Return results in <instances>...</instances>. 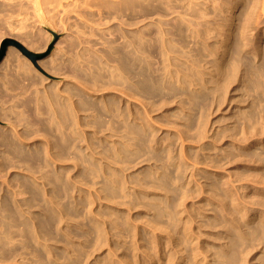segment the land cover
I'll return each mask as SVG.
<instances>
[{
  "label": "bare ground",
  "instance_id": "1",
  "mask_svg": "<svg viewBox=\"0 0 264 264\" xmlns=\"http://www.w3.org/2000/svg\"><path fill=\"white\" fill-rule=\"evenodd\" d=\"M2 1H5V0H2ZM6 1H8V5L7 4L1 5L0 4V12L3 13L4 15L8 14L7 15L8 20L11 18L12 13L14 14V19H15V17H18L17 19H18V22L20 23L21 30L24 28V31L19 33L21 42L23 45H26L27 48L32 49V51L33 50H35V51L44 50L47 42L49 40L53 39V37L56 35L57 31L54 30V29H56V26L54 25V23L56 24L55 17L58 15V18H59V16H60L58 13L59 9L64 12L63 15H65V13L70 14L72 12H74V14H76L75 12H77V11L79 12L80 10H83V12L84 11L86 12V10L93 12L91 9H95L97 11V14L99 15V20L103 22V23H100V25L106 24L104 22L105 20L112 19V21L116 20V21H114V22H116V26L107 31V35L109 37H112V38H110L111 40H107L106 38H104L105 29L103 27L99 28L98 39H100L99 40L100 41L99 43L101 45L100 50L94 49L93 45L90 43L89 40L81 39V38H83V34L85 31L79 30V31H77V35L75 36V42L71 41V43H70L69 51H64V53H65L64 54L62 52L63 49L62 48L60 49V47H59L57 50H55V51L53 50L54 52L52 53V55L47 60L39 63L41 68H44L46 71H48L49 73H52V74L54 73V74H60L61 75V74H64V72H67L68 76L73 80V82L70 81L68 83H64L63 85H61L55 81L54 82L48 81L47 78H44L39 74H36L35 71L31 68L32 66H30V64H29L30 62H28L25 59L18 60L19 66H17V67L19 70L15 71V73H13V74H10V76L7 78L6 81L5 80L3 81V79H4L3 76H0V81H2V83H0V105H1L0 114L4 119V122L8 125V132L4 131L3 129H2L3 131H0V150H1V154H0V176H1V178L8 171V178L6 179V177H4L6 180H3L2 183H0V263L8 260V263L10 261H12V263L16 262L15 264H17V263L18 264H73V262L71 261V257H73L71 255V252H73V250H74V249L72 250V247L74 248V243H73L74 238H78L79 240H81L80 239V237H81L82 238V244L85 246H88L87 245V244H89L88 235L91 234L89 231L90 230V227H89L90 220L88 218L86 219L87 215L82 216V214H84V213H82L83 210L81 211V207H85V209H87L89 207L88 206L86 208V204H89L88 203L89 199L88 198H86L85 200L81 199L80 201L76 200L75 194H77V192H79V190H78L79 188H77L76 183H78L80 181H84V183H83V185H84L85 182L89 179L88 177L90 175H92L93 172H95L94 170H100L101 169L100 163L102 161L96 162V160H97L95 158L96 156L93 157L95 155V153H97V150L100 149L101 152H103L105 154H110V156L112 157L111 158L112 160H113V158H117V160L119 159L121 161L127 162L129 159H136L139 152L142 151L143 147H149L151 144L156 145V144L160 143L158 137H156L153 133L152 125H150V123L154 124L155 122L152 121L153 123L152 122L149 123V120L147 118H149L150 116L147 117L149 114L146 113V111L148 112V110H146V108L142 110L143 113L140 112L141 110L137 109L136 103H135V102H138L137 100L141 99V100L147 101V103H149V102L153 103L155 101L167 100L168 98H171V97L174 99V97H176L177 95H183L184 99L181 100V105H186L185 114L183 116L181 115L182 117L178 116L177 119L183 121V126H184L183 129H185L184 130V136L187 135L189 132H192V134L191 135L189 134L190 136H188V137L199 139V140H201L200 139L201 136L202 135L204 136V133L206 132V128L208 125L209 106L212 103H216V99L213 100V102L212 101H210L209 103H208V101L206 102V100H207L206 94L202 92V87H204L208 81L210 82V80H212V78L215 77V75L217 76V81L215 84L216 89L215 90L213 89L211 91H213V92L218 91L219 92V94H218L219 98L218 99H219L220 103L224 102V97L226 94L225 88L231 79L235 80V75H236V71L238 68L240 70H244L246 72V75L249 76V79H251L250 76H254V79L251 80V87L254 89V91L258 95V97H257L258 101L264 100V97H263L264 92L260 93V91H259L260 87L263 88V86L260 84V82L264 84V54H262V51H260L258 49H253L252 51H249L248 49H246L247 50L246 51L244 49V47L241 45L240 39H243L242 34H241V36H239L237 34L235 35L238 40L235 39L234 43L232 44L233 52H232V56H230L229 59H225V60L221 59L219 62H217L216 65H214L213 70H211V69L209 71L203 70V71L197 72L195 74L193 72L192 68H190L188 65L183 63L184 60H183V62L181 61L182 59H180V57L182 58L183 56L180 55L179 52H177V49H175L174 46L169 47V49H168L166 40H165V38H163V35L166 34L165 30H163V28H161V27L156 28L155 31L157 33V36L152 37L151 34L154 31L153 30L154 28H152L150 26H146L144 29L138 27V23H139L138 17L139 16H148L149 14H153L155 12H160L161 9L166 8L165 6H162L161 4L153 5L154 2L151 3L150 0H16V2H13V3H10V0H6ZM185 2H186V0H185ZM260 2H263V0ZM1 3H3V2H1ZM215 3H216V1H215ZM257 4H258L257 0H252L251 7H255ZM263 4H264V2H263ZM186 5L187 6L182 7V8H184V11L185 10L187 11L185 13L186 15L189 14V15H191L193 17H197V18L202 17L203 12H204L202 9L195 8L194 6H192L190 8L189 4H186ZM260 5H261L260 7L263 8L262 3ZM71 6H72V8L69 10L68 8H70ZM261 8H260V10L262 11ZM188 10H189V12H188ZM260 10H258L259 11L258 14L260 13ZM263 11H264V8H263ZM263 11H262V15L260 14L261 16H263V14H264ZM9 13H11V14H9ZM87 13H89V12H87ZM77 14L79 17H81V14H84V13L81 12L80 15H79V13H77ZM97 14H96V17H98ZM258 14H256V15H258ZM63 15L61 16L62 18H64V17L69 18V16L63 17ZM88 15L92 16V13L91 14L89 13ZM251 15H252V12L245 14V17L243 18L242 27L248 23V21L251 18ZM0 16H2V14H0ZM79 17H77V18H79ZM82 17L84 18V15H82ZM86 17L83 20H85ZM93 17H94V15H93ZM96 17H94V18H96ZM179 17H180V15H179ZM4 18H2V20ZM68 18H66V19L68 20ZM167 18H168V16H167ZM32 19H34L40 26H42L44 28V30H46L45 32L48 33L47 34L48 37L46 40H43V38L45 37L46 34L44 35V37H42V35L39 34L38 29L35 28L36 29L35 32H30L32 26L30 27V31L26 30L27 26L23 22L26 23L28 20H32ZM61 19H58V20H60V22H61ZM188 19L191 20L192 18L191 19L188 18ZM263 19H264V17H263ZM4 20H6V19H4ZM8 20H7V22H8ZM256 20L257 19L254 20L255 26L257 23ZM9 21H11V20H9ZM63 21H65V19ZM69 21H71V20H69ZM87 21H89V20L87 19ZM87 21H86V23H87ZM4 22H6V21H4ZM36 22H34V23H36ZM66 22H68V21H66ZM95 24H98V23L95 22ZM7 25H8L7 27L11 28V26L9 24H7ZM86 25H89V23ZM98 25L96 27H98ZM158 25L161 26V24H158ZM17 26H16V28H17ZM62 26H63V23H62ZM105 26H107V25H105ZM188 26L190 28V26L192 27L193 25H192V23H189ZM195 26H196V24H195ZM261 26H262V24H261ZM35 27H37V26H35ZM0 28H2V25L0 26ZM57 28H58V26H57ZM173 28H174L173 29L174 31H172L173 40L179 46V44L184 42V39H185L184 34H183L184 29L180 25H176ZM65 29H67V28L65 27ZM65 29H63V30H65ZM10 31H11V29L8 30V32H10ZM12 31H14V29ZM17 31L19 32L20 29L19 30L17 29ZM1 32H3V31H0V37L3 34L6 35V33L2 34ZM15 32H16V29H15ZM219 32H221V31H219ZM168 33L170 34V32H168ZM262 34L264 35V31H262ZM89 35L96 36L95 33H93V32H91V34L89 33ZM258 36H260V34H258L257 37ZM262 38H264V36ZM226 40H227V38H226ZM231 40H232V38H231ZM214 41H215V39H214ZM219 47L221 48V47H223V45L221 44ZM226 47H227V45H226ZM246 47L248 48V44ZM244 52H251V53L249 54V56H247V54ZM185 57H183V58H185ZM17 58H18V56L13 51H10V50L7 51L3 61L0 63V71L3 70V68L6 66H7V68L9 67V69H10V67H12V65H14L13 63L17 61ZM250 58L253 61L254 60H257V61L260 60L261 64L259 63V66H256V65L253 66L251 64ZM179 61H181V63H179ZM17 64H18V62H17ZM3 72H5V71H3ZM212 72L214 74H212ZM208 74L211 76H209ZM176 85H178L180 87V89L176 88L175 87ZM191 87H193V88L191 89ZM107 90L113 91L112 92L113 95L107 96L108 92L107 93L105 92ZM263 90H264V88H263ZM173 103H174V101H173ZM248 103H249V101H248ZM252 103H253V105L251 106L252 110H250L247 115L242 116L241 113L238 115L240 118H243V122H241V124L243 123L244 126L243 127L239 126L240 130L241 129L242 130H241V133L239 134L240 137L239 138L235 137V140L237 138L236 143L240 144V141H244V143L246 142L244 140V138L247 135L246 132L249 130H246L247 128L245 127V125H246L245 123H251L252 124L255 122V125L253 124L254 126H252L253 130L251 128L250 129H251V132H253V134L254 133L258 134L259 138H260L259 133H262L261 135H263V133H264V105H260L259 103H256L255 101H253ZM139 104H141V102ZM142 105H143V103H142ZM160 105L162 106V104H160ZM172 105H174V104H172ZM157 106H158V104H157ZM161 106H159V108ZM165 106H166V104H165ZM169 109H167V110H169ZM170 110H172V109H170ZM153 112L154 111H152V113ZM196 113H199V114L197 115ZM211 113H212V111H211ZM146 114H147V116H146ZM234 115H236V114H234ZM162 116L164 117V115H162ZM150 120H152V119H150ZM157 120L158 119L156 118L154 121L157 122ZM231 120H235V119H231ZM0 121H2V120H0ZM177 121L178 120H176V122ZM209 122H211V121H209ZM212 123H213V121H212ZM228 128H230V127H228ZM177 129H176V131H177ZM179 129H178V131H179ZM180 131H181V129H180ZM230 131H233L235 136L238 135V132H236V125L235 126L233 125V127L230 128ZM245 133H246V135L243 136ZM174 134H176V133H174ZM180 135H181V133H180ZM177 136L180 140V136L179 135H177ZM208 136L209 135H207L206 137H208ZM251 136L253 137L252 133H251ZM159 137H160V135H159ZM170 137L174 138V140H176L174 136L173 137L170 136ZM254 137H253V139H254ZM256 137H257V135H256ZM204 138H205V136H204ZM204 138H202V141L204 140ZM232 138H234V137H232ZM222 139H221V141H222ZM249 139H251V138L249 137ZM253 139H252V141H254ZM166 140H167V138H166ZM168 140H167V142H169ZM214 140L217 141V139H215V138H214ZM227 140H229V139H227ZM235 140H234V142H235ZM181 141L182 140H180V142ZM191 141H192V139H191ZM211 142H212V140H211ZM249 142H250V140H249ZM199 143L201 144V141H199L197 144H199ZM203 143L204 142H202V144ZM244 143H242V144H244ZM181 144L182 143H180V146H182ZM194 144L196 145V143H194ZM177 145H179V144H177ZM248 145H249V143H248ZM132 147H133L134 151L131 150ZM219 147H220V145H219ZM206 148L207 147H204L203 149H206ZM222 148H224V147H222ZM242 148H243V146H242ZM246 148H247V145H246ZM251 148H252V146L250 147V150H251ZM262 148H264L263 145H262ZM153 149H154V152H150L149 157H150V159L154 160L156 163L160 164L159 168L161 169V172L159 173V171L157 170V168L155 166L151 167L149 165L150 166L149 169L145 170V172H144V177L152 178V182L154 184L152 189H158V190H163V191H168V189H170V191H173L174 193H176V191L172 188V185L174 183H176L175 179L178 182L176 184L182 188V184H180V183L182 181L186 180L185 174L188 170L187 164L184 165V162L182 161V160H184L183 158H185L181 155L182 151L177 152L178 149L177 150L175 149L176 151H173L170 148V151L167 150L164 152V151L160 150V148L158 146L156 148L154 146ZM247 150H248V148H247ZM199 151L200 150H198V152ZM241 152H242V150H241ZM164 153H165V156L163 155ZM200 153H201V151H200ZM183 154H184V152H183ZM185 154L187 157L191 158L189 153L187 154V152H186ZM250 154H252V153H250ZM203 156H204V154H203ZM226 156H228V155H226ZM99 157H103V156L101 155ZM107 160H108V158H107ZM107 160L105 163H112V162H107ZM140 160H142V159H140ZM200 160H201L200 156H194L193 157V162L194 161L200 162ZM203 160L206 161V158L205 159L203 158ZM250 161H251V159H250ZM208 162L212 163L213 165L216 163L213 159L207 160V163ZM233 162H235V161H232V163ZM260 162H261V159H260ZM142 163H144V166H145V162L143 161ZM187 163L191 164L192 162H190V160H189V162H187ZM226 163H227V161H226ZM118 164L119 163H117V165L115 167H118ZM139 164L141 165V163H139ZM146 164H148V163H146ZM193 164H191L192 167L196 168V165L194 164V166H193ZM81 165L82 166L84 165L82 167V169L79 168V166L81 167ZM248 165H249V162H248ZM102 166L104 167L105 165L103 164ZM112 166H114V165H112ZM233 166L234 165H232V167ZM245 166H246V164H245ZM255 166H257V164H255ZM146 167H147V165H146ZM173 167H175V173L176 174L171 170L169 171V169L173 168ZM203 167H201V168H203ZM237 167H239V166L236 165V168ZM77 168H78V170L80 169L81 172L80 171L79 172L81 174L79 172L77 173ZM195 168L192 170L195 171ZM212 168H210L209 170H214V168L213 169ZM236 168H235V170H236ZM108 169H110V168H108ZM124 169H126V168H124ZM130 169H131V167H130ZM102 170H103V168H102ZM176 170H177V172H176ZM192 170L190 171L191 172L190 174H192ZM72 171H74L73 174H70ZM194 171H193V174H194ZM219 172L222 173V171H219ZM128 173H129V171H128ZM206 173H207V171H206ZM103 174L106 178V179L103 178L105 180L104 181L105 186H104V190H103L105 193L104 195H106V197L115 196L116 191L112 187V182L108 179V177H106L107 175H105V172ZM188 174H189V172H188ZM249 175H250V173H249ZM212 176H213V173H212ZM191 177H192V175H191ZM259 177H260V175L258 176V178ZM4 178H2V179H4ZM77 178H79L80 180H78ZM228 178L229 177H227V180H228ZM232 178H233V176L231 177V179ZM253 178H255V177H252V179ZM191 179L194 180L193 177ZM234 179H235V176H234ZM249 179L250 178H248V180ZM262 179H264V177ZM200 180H199V182H200ZM243 180H244V178H243ZM251 180H250V183H251ZM255 180H257V179H255ZM259 180L260 179H258V183L261 186L260 183H262V182H259ZM242 181H240V182H242ZM221 182L224 183V181H222V180H221ZM243 182H246V180H244ZM255 182L256 181H254L251 184H256L257 182L256 183ZM120 183L121 182H119V181L115 182L114 183V185H116L115 188L122 187L123 184L121 183L122 184L121 185ZM197 183H196V186H198ZM227 183H229V182H227ZM231 183H229L230 186H231ZM200 184L201 183H199V185ZM206 184L207 183H205L204 185H206ZM191 185H192V183H191ZM257 185H256V187H257ZM94 186H97V185H94ZM154 186H157V188H154ZM226 186H228V185H226ZM260 186H259V188H260ZM262 186L264 188V185H262ZM81 187H83V186L81 185ZM90 187L91 186H88V188H90ZM205 187H206V189L208 188L207 186H205ZM251 187H253V186L251 185ZM97 188H98V186H97ZM102 188H103V186H102ZM198 188H201V186ZM227 188H229V187H227ZM236 188H239V187H236ZM249 188L248 189L246 188V189L249 190ZM96 189H94V190H96ZM125 189L127 190L128 188H125ZM201 189H203V187ZM226 189H224V190H226ZM232 189L234 191L233 186H232ZM246 189L244 191V188H243V191L246 192ZM260 189H262V188H260ZM86 190H88V189H86ZM101 190L102 189H100V191ZM239 190H241V189L239 188ZM208 191L209 190H207V192ZM212 191H213V189H212ZM226 191H224L223 193H225ZM235 191H238V190L236 189ZM93 192H95V191H93ZM98 192H99V190H98ZM98 192H97V194H100V192L99 193ZM143 192H144V190H143ZM161 192L162 191H160V194H161ZM177 192H178V189H177ZM151 193H152V190H151ZM182 193L183 192H180V193H177L175 196L173 195V196H170V198H165L166 207H168V208L170 207V214H172V216H174L176 214V209H178L177 207L179 205L177 203L178 202L177 198H179ZM200 193H202V192L200 191ZM212 193L214 194V196L217 195L214 191ZM240 193H242V192H240ZM90 194H91V192H90ZM102 194H100V195L102 196ZM148 194L150 195V193H147V195ZM198 194H199V192H198ZM207 194L209 195V193H207ZM236 194H235V196L240 195V194L239 195H236ZM144 195H146V194H144ZM204 195H202V196H204ZM210 195H212V194H210ZM233 195H234V193H233ZM245 195H247V194H245ZM249 195H250V193H249ZM253 195H255V194H253ZM84 196H83V198H84ZM153 196H154V194H153ZM92 197L93 196H91V198ZM95 197L97 198V196H95ZM205 197H206V195H205ZM218 197L222 198V196H218ZM96 198H95V200L93 198V200L95 202H97ZM191 198H193V197H191ZM207 198H209V197H207ZM210 198H211V196H210ZM236 198H238V197H236ZM239 198L238 199L240 201L242 200L244 202V200L241 198V196H239ZM252 198H253V196H252ZM254 198H253V200H254ZM100 199H102V198H100ZM215 199H216V197H215ZM238 199H236V200L238 201ZM261 199L262 198H260L259 205L262 203L263 199L262 200ZM93 200H92V203L94 202ZM157 200H159V199H157ZM189 200H191V199H188V201ZM212 200H214V199H212ZM247 200H248V198H247ZM253 200H251V204H252ZM105 201H106V199H105ZM240 201H238V202L243 204L242 201L241 202ZM255 201H257V199ZM95 202H94V204H95ZM202 202H203V200H202ZM221 202H224L223 198H222ZM235 202H234V204H236ZM156 203H159V202H156ZM232 203H233V201H232ZM256 203H258V201ZM97 204L98 203H96V205ZM107 204H109V203H107ZM114 204H113V206H114ZM251 204L249 205L250 207H251ZM117 205H118V203H117ZM244 205L248 206L247 202ZM259 205L258 204L256 205L257 210L259 208L258 207ZM232 206H233V204H232ZM249 206H248V209L250 208ZM260 206L262 207V205H260ZM122 207H124V206H122ZM197 207H199V206H197ZM235 207H237V206H235ZM239 207H241V205ZM155 208H156L157 212L160 213V210L158 209L159 206L155 205ZM217 208H218V206H217ZM219 208L220 209L223 208L222 209L223 212H225L226 215L231 216V218H229L227 216L228 219H226L225 227H224L226 230V233H230V235L233 232V227L234 228H238V226L240 227V221L241 220H244V218L246 219V221H243V222H247L246 226L249 225L250 223L251 224L256 223L257 221H260L263 218V215H261V214L264 212V210H262L263 212L262 213L260 212L261 213L260 215H252V216H251V214L247 215L248 213H246V215L242 216L241 218H238L236 216V214L234 215L235 212L231 211V208H228L226 206V204L225 205L222 204V207L219 206ZM242 208L243 207H241V209ZM100 209H99V211H100ZM211 209H212V207H211ZM251 209H252V207H251ZM88 210H89V212H92V213L94 212V211H90V209H88ZM135 210H136V208H135ZM236 210L234 209V211H236ZM257 210H256V212H257ZM120 211H123V209ZM246 211H248V210H246ZM194 212H195V210H194ZM230 212H231V214L229 215ZM86 213L87 212H85V214ZM202 214H204V213L201 212V215ZM209 214H210V212H209ZM139 215H140V213H139ZM186 215H188V214H186ZM226 215H224V217ZM237 215H239V213H237ZM102 216H101V218H102ZM126 216H127V218L129 217L128 215H126ZM79 217L83 218L80 221L84 220L85 222H80L77 225V228L79 230L76 227L75 228L77 230H75V229L73 230L74 227L72 228V225H74V224H71V222L74 221L75 218H76V220L77 219L79 220ZM95 217H96V215H95ZM105 217L106 216H104V219L106 220ZM203 217H204V215H203ZM215 217H217V216H215ZM92 218H91V220H92ZM187 218H188V216H187ZM96 219H98V215H97ZM200 219H199V221H200ZM98 220L100 222L102 219L100 220V217H99ZM216 221L214 219L213 223L216 224L217 223ZM131 223L132 222H130V224ZM138 223L139 222H137V224ZM127 224H129V223H127ZM98 225L100 226V224H98ZM114 226H116V225H114ZM141 226H142V224H141ZM190 226H189V230L191 228ZM195 226H196V224H195ZM219 226H220V224H219ZM94 227L97 228L96 226H94ZM104 227H106V228H104L106 230L107 229L106 223H105ZM143 227H145V226H143ZM204 227H206V226L204 225ZM187 228H188V226H187ZM98 229H100V228H98ZM154 230H155V228H154ZM118 231H119V229H118ZM151 231H152V229H151ZM201 231H202V227H201ZM214 231H216V230H214ZM104 233H106V232H104ZM237 233H238V231H237ZM254 233L256 235L264 234V227L262 229L256 228L254 230ZM96 234L97 233H95V235ZM101 234H103V233H101ZM110 235H111V233H110ZM110 235L108 233V236H110ZM157 235H162V234H157ZM217 235H218V233H217ZM103 236L107 237V233ZM152 236H154V235H152ZM191 236L193 237L192 234H191ZM96 237L98 238V236H96ZM137 237H138V235H137ZM105 238H104V240H105ZM165 238H164V240H165ZM172 238H174V237H172ZM224 238H225V235H224ZM197 239H195V240L197 241ZM215 239H216V237H215ZM225 239L227 240V238H225ZM200 240H202V239H200ZM52 241L60 242V244L63 243V246H65V248L64 249H60V248L54 249V247L49 245V243ZM113 241H112V243H113ZM128 241H129V239H128ZM133 241H134V239H133ZM80 243H81V241H80ZM110 243H111V241H110ZM130 243H131V241H130ZM60 244H59V247H60ZM75 244H76V241H75ZM94 244H95V241H94ZM153 244L154 245H161L158 242V240H156ZM208 244H209V241H208ZM215 244H216V241H215ZM99 245L101 246L103 244L100 243ZM108 245H109V243H108ZM151 245H152V243H151ZM54 246L56 247V245H54ZM77 246H78V244H77ZM135 246H136V243H135ZM141 246H143V245H141ZM191 246H192V244H191ZM199 246L202 247V245H199ZM82 247H84V246H82ZM103 247H104V245H103ZM119 247H120V245H119ZM170 247H171V245H170ZM193 247H194V245H193ZM92 248H93V246L91 247V250H92ZM121 249L122 248L120 247V250ZM152 249L153 248H151V250ZM168 249H169V251H171L169 247H168ZM195 249H197V246L195 247ZM260 249H261V247H260ZM97 250H99V248ZM110 250H112V248H110ZM154 250H153V252H154ZM198 250H199V248L197 249V251ZM99 251H97V253ZM108 252H110V251H108ZM122 252H124V254H125V251H122ZM139 252L142 253L143 251H139ZM198 252H200V251H198ZM82 253H83V250H82ZM92 253H94V249H93ZM133 253H134V251H133ZM141 253H139L138 256H140ZM135 254H136V252H135ZM135 254H134V256H135ZM148 254H149V252H148ZM157 254H159V253H157ZM210 254H211V252H210ZM75 255H76V253H75ZM108 257H109V255H108ZM120 257H119V259H120ZM122 257H124V256L122 255ZM144 257H146V256H144ZM156 257H158V256H156ZM175 257H176V255H175ZM190 257H192L193 260L195 259V256L194 255L192 256V253H191ZM201 257H199V259H196L192 263L193 264H202L204 262L205 258L203 260H201L200 259ZM87 258H90V256ZM136 258H134L133 262L137 261V260L135 261ZM180 258H181L180 260H182V257H180ZM128 259H130V258H128ZM128 259H127V261L129 262ZM137 259L139 260V258H137ZM158 259H156V260H158ZM177 259H178V257H177ZM177 259H176V261H177ZM101 260H103V259L101 258ZM101 260H99V261H101ZM124 260H125V257H124ZM142 260H143V258H142ZM184 260H185V258H184ZM118 261H121V259ZM160 261H159V263L162 264V261L161 262ZM173 261H174L173 263L171 261V264L176 263L175 259H173ZM178 261H179V259H178ZM178 261H177V263H178ZM81 262L83 263V260ZM106 262L108 263L109 261L106 260ZM148 262L151 263V260ZM111 263H113V262H111ZM121 263H122V261H121ZM121 263L119 262V264H121ZM124 263L126 264V260ZM124 263H122V264H124ZM152 263H154V262L152 261ZM85 264H86V262H85ZM88 264H90V263H88ZM101 264H102V261H101ZM133 264H135V263H133ZM241 264H242V262H241Z\"/></svg>",
  "mask_w": 264,
  "mask_h": 264
},
{
  "label": "rangeland",
  "instance_id": "2",
  "mask_svg": "<svg viewBox=\"0 0 264 264\" xmlns=\"http://www.w3.org/2000/svg\"><path fill=\"white\" fill-rule=\"evenodd\" d=\"M151 3H153V5H159L161 4L162 6H165L166 8L165 9H161L160 12H155L153 14H149L148 16H139L138 17V27L144 29L146 26H150L152 28H154L153 32H152V37H156L157 36V33L155 31L156 28L158 27H161L163 28V30H165V35H163V38H165L166 40V43H167V47L169 49V47H172L174 46L175 49H177V52H179L180 55H182L183 57L185 58H181L182 59L181 61L183 62L184 60V64L188 65L190 68H192L193 72L196 74L197 72H201V71H209L210 69L213 70L214 69V65L217 64V62H219L221 59L222 60H225V59H229L230 56H232V52H233V47H232V44L234 43V40L237 39V37L235 36L236 34L241 36V34L243 35V39H240L241 40V45L244 47V49H248L249 51H252L253 49H258L260 51H262V54H264V38H262L264 35L262 34V31H264V14L263 16L262 15V11H263V8H264V0L263 2H260L262 0H257V5L255 7H251V2L252 0H150ZM165 1V2H164ZM177 1V2H176ZM181 1V2H180ZM190 1V2H189ZM216 1V3H215ZM3 2V3H1ZM13 2H16V0H10V3H13ZM179 2V3H178ZM183 2V3H182ZM260 2V3H259ZM158 3V4H157ZM221 3V4H220ZM242 3V4H241ZM262 3L263 5V8H261L260 4ZM0 4L1 5H4V4H7L8 5V1H2L0 0ZM186 4H189L190 8L192 6H194L195 8H200L202 9L204 12H203V15L202 17L200 18H197V17H193L189 14H185L187 11L185 10L184 11V8H182L183 6H187ZM203 4V5H202ZM217 6H216V5ZM171 5V6H170ZM237 5V6H236ZM180 6V7H179ZM248 6V7H247ZM222 7V8H221ZM72 8V6L70 8H68L69 10ZM225 8V9H224ZM248 8V9H247ZM260 8L262 9V11L260 10ZM222 9V10H221ZM260 10V13L258 14V10ZM80 10V9H79ZM93 12H90V11H87L86 12L83 10H80L79 12H75L76 14L82 12L84 14H81V17L82 15H84V18L86 17L85 20H83L84 18L82 17H79L78 14H74V12L70 13V14H67L60 10L59 9V18H58V15L55 17L56 19V24L54 23V25L56 26V29H54L56 32V39H51L47 42L44 50L42 51H35L32 49H29L26 47V45H23L22 42H21V39H20V34L21 32L24 31V28L21 30V26H20V23L18 22V17H15L14 19V14L12 13V16L9 20L8 18V14L4 15L3 13L0 12V14H2V16H0V24L2 25V28H0V31H3L1 32L2 34L3 33H6L3 34L1 37H0V46L2 45L3 41L6 40V39H11V40H14L15 42L19 43L21 46H23L27 51L33 53V54H41L43 56V58L41 59H38V60H35V62H32L30 59H28L24 54H22V52L14 47V46H7L6 50H5V54H4V57L7 53V51H13L17 56V61L14 62L12 65V67H9L7 68L4 67L3 70L0 71V76H3V81L7 80V78L10 76V74H13L15 73V71H18V67L19 66V61L18 60H21V59H25L27 60L28 62H30V66H32L31 68L35 71L36 74H39L41 75L42 77L44 78H47L48 81H52V82H57L61 85H63L64 83H68V82H73V80L68 76V73L67 72H64V74H52V73H49L48 71H46L44 68H41V66L39 65L40 62L42 61H45L47 60L51 55L52 53L57 50L59 47L60 49L62 48L63 49V53L64 51H69L70 49V43L71 41H74L75 42V36L77 35V31L79 30H84V34H83V38L81 39H85V40H89L90 43L93 45L94 49L96 50H100V39H98V33H99V28L100 27H103L105 29V36L104 38H106L107 40H111L110 38L112 37H109L107 35V31L114 28L116 26V20H113L112 19H107L105 20L104 22L106 24L104 25H100V23H103L102 21L99 20V15L97 14V11L95 9H91ZM227 10V11H226ZM237 11V12H236ZM90 14L92 13V16L91 15H88L89 13ZM189 12V10H188ZM207 12V13H206ZM236 12V13H235ZM249 12H252V15H251V18L250 20L248 21L247 24H245L243 27H242V24H243V18L245 17V14L246 13H249ZM264 12V11H263ZM8 13V12H7ZM87 13V14H86ZM176 13V14H175ZM179 13V14H178ZM234 13V14H233ZM11 14V13H9ZM16 14V13H15ZM96 14L98 15V17H96ZM160 14V15H159ZM172 14V15H171ZM175 14V15H174ZM178 14V15H177ZM258 14V15H256ZM261 14V15H260ZM63 15L64 16H69L68 17H64L62 18L61 16ZM72 15V16H71ZM96 17L94 18L93 17ZM152 15V16H151ZM180 15V17H179ZM182 15V16H181ZM205 15V16H204ZM210 15V16H209ZM258 17H256V16ZM91 18H90V17ZM160 18H159V17ZM168 16V18H167ZM186 16V17H185ZM6 19L4 21L2 20V18ZM13 17V18H12ZM76 17V18H75ZM79 17V18H77ZM173 17V18H172ZM209 17V18H208ZM256 17V18H255ZM261 17V18H260ZM62 18V19H61ZM68 18V20L66 19ZM188 18H192L191 20H189ZM212 18V19H211ZM58 19H61V22L63 23V26H62V23L60 22V20ZM65 19V21H63ZM87 19L90 21H87ZM175 19V20H174ZM188 19V20H187ZM255 19L256 20V26H255ZM8 20V22H7ZM71 20V21H69ZM93 20V21H92ZM97 20V21H96ZM145 20V21H144ZM183 20V21H182ZM199 20V21H198ZM259 20V21H258ZM15 21V22H14ZM58 21V22H57ZM68 21V22H66ZM83 21V22H82ZM87 21V23H86ZM112 21V22H111ZM148 21V22H147ZM189 21V22H188ZM36 22L34 19L32 20H28L26 23L23 22L27 28L26 30L30 31V27H31V31L30 32H35L36 29L39 30V34L42 35V37H45L43 38V40H46L47 37H48V33H46L44 30V28L42 26H40L37 22ZM65 22V23H64ZM93 22V23H92ZM98 23V24H95ZM108 22V23H107ZM114 22V23H113ZM142 24H141V23ZM253 22V23H252ZM6 23V24H5ZM89 25H86L88 24ZM110 23V24H109ZM189 23H192V27L190 26L189 28ZM235 23V24H234ZM9 24L11 26V28L7 27ZM15 24V25H14ZM19 24V25H18ZM38 24V25H37ZM61 24V25H60ZM95 24V25H94ZM158 24H161V26H159ZM196 24V26H195ZM260 24V25H259ZM262 24V26H261ZM0 25V26H1ZM18 25V26H17ZM37 27H35V26ZM69 25V26H68ZM98 25V27H96ZM107 25V26H105ZM176 25H180L181 27H183L184 29V42L180 43L179 46L176 44V42L173 40V33L172 31H174L173 27L176 26ZM230 25V26H229ZM15 28H14V27ZM17 26V28H16ZM58 26V28H57ZM62 26V27H61ZM77 26V27H76ZM84 26V27H83ZM195 26V27H194ZM65 27L67 29H65ZM232 27V28H231ZM14 31H12L13 29ZM33 28V29H32ZM36 28V29H35ZM85 28V29H84ZM88 28V29H87ZM194 28V29H193ZM256 28V29H255ZM2 29V30H1ZM11 29L10 32H8V30ZM15 29H16V32H15ZM17 29L20 31L18 32ZM59 29V30H58ZM65 29V30H63ZM258 29V30H257ZM260 30V31H259ZM5 31V32H4ZM188 31V32H187ZM221 31V32H219ZM258 31V32H257ZM18 32V33H17ZM91 32L95 33L96 36H91L89 35V33L91 34ZM170 32V34L168 33ZM255 32V33H254ZM260 32V33H259ZM17 34V35H16ZM72 34V35H71ZM197 34V35H196ZM230 34V35H229ZM260 34V36L257 37V35ZM9 35V36H8ZM222 35V36H221ZM263 35V36H262ZM14 36V37H13ZM17 36V37H16ZM87 36V37H86ZM170 36V37H169ZM68 37V38H67ZM195 38V39H194ZM227 38V40H226ZM232 38V40H231ZM241 38V37H240ZM18 39V40H17ZM215 39V41H214ZM260 39V40H259ZM263 39V40H262ZM53 40V41H52ZM195 40V41H194ZM238 40V39H237ZM253 40V41H252ZM61 43V44H60ZM220 43V44H219ZM224 43V44H223ZM175 44V45H174ZM223 45V47H219L220 45ZM248 44V48L246 47ZM58 45V46H57ZM61 45V46H60ZM227 45V47H226ZM56 46V47H55ZM55 47V48H54ZM261 47V48H260ZM12 48V49H11ZM54 50V51H53ZM247 51V50H246ZM228 52V53H227ZM213 53V54H212ZM247 54V56H249V54L251 52H244ZM20 54V55H19ZM65 54V53H64ZM3 57V59H4ZM224 59H223V58ZM227 57V58H226ZM20 58V59H19ZM27 58V59H26ZM207 58V59H206ZM2 59V61H3ZM1 61V62H2ZM181 61H179V63H181ZM250 61H251V64L253 66H259V63L261 64V61H257V60H252L250 58ZM0 62V63H1ZM18 62V64H17ZM188 62V63H187ZM257 62V63H256ZM192 63V64H191ZM202 65V66H201ZM37 67V68H36ZM195 67V68H194ZM16 69V70H15ZM5 71V72H3ZM2 73V74H1ZM212 74H214L212 72ZM64 75V76H63ZM209 75V74H208ZM207 75V76H208ZM211 76V75H209ZM244 76V77H243ZM251 79H249V76L246 75V72L244 70H240L239 68L237 69L236 71V75H235V80L231 79L229 81V83L227 84L226 88H225V97H224V102L223 103H220L219 102V92L218 91H211V90H215L216 89V81H217V76L215 75V77L212 78V80H210V82L208 81L204 87H202V92L206 94V102L208 101V103L210 101L213 102V100L216 99V103H212L210 106H209V114H208V126L207 125V128H206V132L204 133V136L202 135L201 136V140L199 139H195V138H191V137H188L192 134V132H189L187 135L184 136V126H183V121L182 120H179L177 119V117H182L184 114H185V109H186V105H181V100L184 99V96L183 95H177L176 97H174V99L171 97V98H168L167 100H161V101H155L153 103H147V101H144V100H137L138 102H135L136 103V107L137 109L141 110L140 112L143 113V109L146 108V110H148V112L146 111L147 114H149L147 117L148 120H149V123L150 122H155L154 124H151L152 127H153V133L156 137H158L160 143L159 144H151L149 147H143L142 148V151L139 152L138 156L136 159H129L127 162L125 161H121V160H117V158H113V160L111 159L112 157L110 156V154H105L103 152H101V150H97V153H95V155L93 157H95L97 160L96 162H101V169L100 170H94L95 172H93V176L90 175L88 178V180L85 182V184L83 185L84 181H80L78 183H76L77 185V188H79V192H77V194H75V197H76V200L77 201H80L81 199H86L88 198L89 199V204H86V208L85 207H81V211L83 210L82 213V216H86V219L88 218L90 220V223H89V227H90V235H88V240H89V244H87L88 246H85L82 244V238L80 237L81 240H79L78 238H74V240L76 241V244H75V241L73 240V243H74V248L72 247V250L73 252H71V255L73 257H71V261L73 262V264H101V261H102V264H119V262L121 263H124L125 260H126V264H161L159 263V261L161 260L162 261V264H171V261L172 263L174 262L173 259H175V262L174 264H193L192 262L195 261L196 259H199V257H202L200 258L201 260H203L204 258V262L202 264H264V234L262 235H256L254 233V230L256 228L258 229H262L264 227V212L262 210H264V188L262 185H264V179H262L264 177V148H262V145L264 147V133L263 135H261L262 133H259L260 135V138L258 137V134L251 132V129L253 130L252 126L255 125V122L254 123H245V127L247 128L246 130H249L247 131V135L246 133L243 135L245 136L244 140L246 141L244 143V141H240V144L239 143H236L237 141V138L240 137V133H241V130H240V127H243V123L241 124V122H243V118H240L238 115L241 113L242 116L244 115H247L249 113L251 109V106L253 105V101H255L256 103H259L260 105H264V100H261V101H258L257 97L258 95L256 94V92L254 91V89L251 87V80L254 79V76H250ZM238 79V80H237ZM263 79V78H262ZM63 80V81H62ZM238 81V82H237ZM260 82V81H259ZM0 83H2V81H0ZM238 83V84H237ZM236 84V85H235ZM260 84L263 86L264 88V84L260 82ZM239 87H238V86ZM207 86V87H206ZM231 86V87H230ZM176 88H179L180 87L178 85L175 86ZM234 87V88H233ZM193 87H191L192 89ZM262 87H260L259 91L260 93L261 92H264ZM232 90V91H231ZM108 95L107 96H110V95H113V91L111 90H107L105 91ZM247 92V93H246ZM214 93V94H213ZM229 94V95H228ZM236 94V95H235ZM238 94V95H237ZM247 95V96H246ZM254 95V96H253ZM182 96V97H181ZM214 96V97H213ZM251 96V97H250ZM239 97V98H238ZM264 97V96H263ZM228 98V99H227ZM250 100H249V99ZM170 99V100H169ZM172 100V101H171ZM178 100V101H177ZM141 104H139L140 102ZM174 105H172L170 102ZM174 101V103H173ZM228 101V102H227ZM249 101V103H248ZM145 102V103H144ZM246 102V103H245ZM138 103V104H137ZM143 103V105H142ZM170 103V104H169ZM145 104V105H144ZM158 104V106H157ZM162 104V106L160 105ZM166 104V106H165ZM185 104V103H184ZM220 104V105H219ZM225 104V105H224ZM235 104V105H234ZM245 106H244V105ZM140 105V106H139ZM176 105V106H175ZM230 105V106H229ZM238 105V106H237ZM142 106V107H141ZM159 106H161L159 108ZM168 106V107H167ZM175 108H174V107ZM1 107V105H0ZM165 107V108H164ZM184 107V108H183ZM214 107V108H213ZM141 108V109H140ZM172 110H170V109ZM250 108V109H249ZM150 109V110H149ZM153 109V110H152ZM156 109V110H155ZM162 109V110H161ZM165 109V110H164ZM169 109V110H167ZM159 110V111H158ZM161 110V111H160ZM151 111V112H150ZM152 111H154L152 113ZM167 111V112H166ZM212 111V113H211ZM218 111V112H217ZM245 111V112H244ZM161 112V113H160ZM232 112V113H231ZM230 113V114H229ZM151 114V115H150ZM154 114V115H153ZM161 114V115H160ZM197 115L199 113H196ZM213 114V115H212ZM224 114V115H223ZM236 114V115H234ZM164 115V117L162 116ZM182 115V116H181ZM222 117H221V116ZM227 117V118H226ZM237 117V118H236ZM158 119L157 122L154 121L155 119ZM166 118V119H165ZM174 118V119H173ZM152 119V120H150ZM231 119H235V120H231ZM0 131H6L8 132V125L4 122V119L3 117L1 116L0 114ZM176 120H178L176 122ZM161 121V122H160ZM181 121V122H180ZM211 121V122H209ZM213 121V123H212ZM227 121V122H226ZM152 122V123H153ZM236 122V123H235ZM180 123V124H179ZM158 124V125H157ZM166 124V125H165ZM217 126H216V125ZM220 124V125H219ZM223 124V125H222ZM231 124V125H230ZM241 124V125H240ZM254 124V125H253ZM157 125V126H156ZM221 127H219V126ZM233 125L235 126L236 125V132H238V135L235 136V134L233 133V131H230V128L233 127ZM240 126V127H239ZM7 129H6V128ZM155 127V128H154ZM215 127V128H214ZM230 127V128H228ZM159 128V129H158ZM179 131H178V129ZM251 128V129H250ZM3 129V130H2ZM158 129V130H157ZM177 129V131H176ZM208 129V130H207ZM213 129V130H212ZM167 130V131H166ZM217 130V131H216ZM209 131V132H208ZM151 132V131H150ZM159 132V133H158ZM163 132V133H162ZM167 132V133H166ZM170 132V133H169ZM213 132V133H212ZM232 132V133H231ZM250 132V133H249ZM157 133V134H156ZM169 133V134H168ZM172 133V134H171ZM176 133V134H174ZM179 133V134H178ZM181 133V135H180ZM230 133V134H229ZM251 133L254 137L251 136ZM183 134V135H182ZM190 134V135H189ZM160 135V137H159ZM180 136V140H182L180 142L178 136ZM207 135H209L208 137H206ZM215 137H214V136ZM257 135V137H256ZM168 136V137H167ZM170 136H174L176 140H174V138H171ZM184 136V137H183ZM248 136V137H247ZM182 137V138H181ZM217 139V141L214 140V138ZM225 137V138H224ZM234 137V138H232ZM235 137L236 140H235ZM249 137L251 139H249ZM262 137V138H261ZM161 138V139H160ZM169 142H167V140ZM187 140H186V139ZM190 138V139H189ZM202 138H204V140L202 141ZM213 138V139H212ZM223 138V139H222ZM232 138V139H231ZM250 142H249V140ZM259 138V139H258ZM178 139V140H177ZM192 139V141H191ZM222 139V141H221ZM226 139V140H225ZM229 139V140H227ZM252 139L255 141H252ZM256 139V140H255ZM112 140V139H111ZM166 140V141H165ZM189 140V141H188ZM210 140V141H209ZM212 140V142H211ZM231 140V141H230ZM235 140V142H234ZM248 140V141H247ZM171 141V142H170ZM199 141H201V144L202 142H204L202 145L199 143L197 144ZM229 141V142H228ZM163 142V143H162ZM166 142V143H165ZM182 143L180 146V143ZM193 142V143H192ZM211 142V143H210ZM216 142V143H215ZM244 144H242V143ZM252 142V143H251ZM196 143V145L194 144ZM214 143V144H213ZM219 143V144H218ZM225 143V144H224ZM249 143V145H248ZM255 145H254V144ZM110 144V143H109ZM179 144V145H177ZM217 144V145H216ZM237 144V145H236ZM260 144V145H259ZM167 145V146H166ZM177 145V146H176ZM216 147H215V146ZM220 145V147H219ZM233 145V146H232ZM245 145V146H244ZM246 145H247V148H246ZM254 145V146H253ZM152 146V147H151ZM154 146L155 148L158 146L160 148V150L162 151H167L169 150L170 151V148L173 150V151H176L177 149V152L178 151H182V156L185 157L183 158L184 160H182L184 162V165L187 164V167H188V170L186 172V177H185V181H182L180 184H182V188L180 186H178L176 183H178L175 179V182L173 185H172V188L176 191V193H174L173 191H170V189H168V191H163V190H158V189H152L153 187V182H152V178H146L144 177V172L145 170L149 169V167H156L157 170L159 171V173L161 172V169L159 168L160 167V164L156 163L154 160L150 159L149 155H150V152H154ZM163 146V147H162ZM194 146V147H193ZM237 146V147H236ZM243 146V148H242ZM252 146L251 150H250V147ZM174 149H173V148ZM180 147V148H179ZM199 147V148H198ZM204 147H207L206 149H203ZM218 147V148H217ZM224 147V148H222ZM235 147V148H234ZM240 147V148H239ZM176 149V150H175ZM181 149V150H180ZM226 149V150H225ZM229 149V150H228ZM131 150L134 151L133 147L131 148ZM185 150V151H184ZM198 150L200 151L198 152ZM210 150V151H209ZM213 150V151H212ZM222 150V151H221ZM240 150V151H239ZM242 150V152H241ZM100 151V152H99ZM184 152V154H183ZM187 154L189 153L190 154V157H187L186 156V153ZM211 152V153H210ZM255 154H254V153ZM100 153V154H99ZM209 153V154H208ZM224 153V154H223ZM249 155H248V154ZM252 153V154H250ZM0 154H1V150H0ZM105 156H104V155ZM200 154V155H199ZM202 154V155H201ZM204 154V156H203ZM207 154V155H206ZM228 156H226V155ZM245 156H244V155ZM98 155V156H97ZM103 156V157H99V156ZM165 156V153L163 154ZM185 155V156H184ZM241 155V156H240ZM254 155V156H253ZM261 155V156H260ZM109 156V157H108ZM194 156H200L201 160L200 162H193V157ZM232 156V157H231ZM240 156V157H239ZM250 156V157H249ZM221 157V158H220ZM246 157V158H245ZM249 157V158H248ZM105 158V159H104ZM108 158V160H107ZM144 158V159H143ZM203 158L205 159L206 158V161L203 160ZM228 158V159H227ZM230 158V159H229ZM238 158V159H237ZM240 158V159H239ZM248 158V159H247ZM101 159V160H100ZM104 161H103V160ZM142 159V160H140ZM187 159V160H186ZM213 159L216 163V165L208 162L207 163V160H211ZM218 159V160H217ZM251 159V161H250ZM254 159V160H253ZM260 159H261V162H260ZM107 160V162H112V163H105ZM138 160V161H137ZM192 162L191 164H195L196 165V168L195 167H192V165L190 163H187V162ZM242 160V161H241ZM248 160V161H247ZM115 161V162H114ZM140 161V162H139ZM145 162V166H144V163L142 162ZM227 161V163H226ZM229 161V162H228ZM232 161H235L232 163ZM238 161V162H237ZM241 161V162H240ZM246 163H245V162ZM254 161V162H253ZM256 161V162H255ZM138 162V163H137ZM237 162V163H236ZM243 162V163H242ZM248 162H249V165H248ZM251 162V163H250ZM115 163V164H114ZM118 164V167H115L116 165ZM141 163V165L139 164ZM148 163V164H146ZM155 163V164H154ZM197 163V164H196ZM225 163V164H224ZM232 163V164H231ZM105 165L104 167L102 165ZM114 166H112V165ZM143 164V165H142ZM158 164V165H157ZM190 164V165H189ZM193 164V166H194ZM211 164V165H210ZM222 164V165H221ZM224 164V165H223ZM227 164V165H226ZM239 166L236 168V165ZM246 164V166H245ZM255 164H257V166H255ZM131 165V166H130ZM147 165V167H146ZM150 165V166H149ZM189 165V166H188ZM222 167H221V166ZM232 165H234L232 167ZM253 165V166H252ZM262 165V166H261ZM84 166V165H83ZM81 165V167L79 166L80 169H82L83 167ZM120 166V167H119ZM126 168V169H124ZM143 166V167H142ZM204 166V167H203ZM207 166V167H206ZM228 166V167H227ZM131 167V169H130ZM134 167V168H133ZM138 169H137V168ZM141 167V168H140ZM203 167V168H201ZM214 168V170H209L210 168ZM225 167V168H224ZM250 169H249V168ZM262 167V168H261ZM103 168V170H102ZM110 168V169H108ZM119 170H118V169ZM195 168V171L192 170ZM212 168V169H213ZM218 168V169H217ZM236 168V170H235ZM239 168V169H238ZM253 168V169H252ZM80 169L78 170L77 168V173L80 171ZM106 169V170H105ZM115 169V170H114ZM117 169V170H116ZM128 169V170H127ZM135 169V170H134ZM137 169V170H136ZM143 169V170H142ZM160 169V170H159ZM200 169V170H199ZM203 169V170H202ZM221 169V170H220ZM223 169V170H222ZM225 169V170H224ZM229 169V170H228ZM231 169V170H230ZM234 169V170H233ZM259 169V170H258ZM261 169V170H260ZM263 169V170H262ZM105 170V171H104ZM122 170V171H121ZM132 172H131V171ZM173 171L175 173V167L173 168H170L169 171ZM192 170V174H190ZM197 170V171H196ZM253 170V171H252ZM102 171V172H101ZM105 172V175H107L106 177H108V179L112 182V187L114 188V190L116 191V195L115 196H112V197H106V195H104V186H105V183H104V179L105 176H104V172ZM114 171V172H113ZM129 171V173H128ZM134 171V172H133ZM157 171V172H158ZM193 171H194V174H193ZM207 171V173H206ZM213 171V172H212ZM219 171H222L219 172ZM228 171V172H227ZM74 171H72L70 174H73ZM81 172V171H80ZM79 172V173H80ZM98 172V173H97ZM100 172V173H99ZM114 174H113V173ZM123 172V173H122ZM177 172V170H176ZM189 172V174H188ZM196 172V173H195ZM203 172V173H202ZM219 172V173H218ZM235 172V173H234ZM239 172V173H238ZM250 175H249V173ZM263 172V173H262ZM125 173V174H124ZM155 173V172H154ZM158 173V174H159ZM212 173H213V176H212ZM230 173V174H229ZM81 174V173H80ZM98 174V175H97ZM103 174V175H102ZM176 174V173H175ZM202 174V175H201ZM246 174V175H245ZM252 174V175H251ZM102 177H101V176ZM116 175V176H115ZM119 175V176H118ZM126 177H125V176ZM129 175V176H128ZM194 178L191 179L192 177ZM194 175V176H193ZM204 175V176H203ZM218 175V176H217ZM230 175V176H229ZM248 175V176H247ZM257 175V176H256ZM260 175V177L258 178V176ZM262 175V176H261ZM98 176V177H97ZM233 176V180L231 179V177ZM234 176H235V179H234ZM6 177V179L8 178V171L6 172L5 175L2 176V178ZM196 177V178H195ZM227 177L228 180H227ZM237 177V178H236ZM242 177V178H241ZM252 177H255L252 179ZM257 177V178H256ZM1 176H0V183H2L3 180H6L5 178L2 179ZM99 178V179H98ZM104 178V179H103ZM116 178V179H115ZM124 178V179H123ZM131 178V179H130ZM213 178V179H212ZM217 178V179H216ZM246 180V182H243L244 180ZM248 178H250L248 180ZM78 180H80L79 178H77ZM94 179V180H93ZM112 179V180H111ZM126 179V180H125ZM139 179V180H138ZM200 182H199V180ZM209 179V180H208ZM226 179V180H225ZM252 179V180H251ZM257 179V180H255ZM258 179L259 182H262L260 183L261 186L259 185L258 183ZM93 180V181H92ZM196 180V181H195ZM224 181V183L221 182ZM236 182H235V181ZM238 180V181H237ZM243 180V181H242ZM250 180H251V183H253L254 181H256L255 183L256 184H251L250 183ZM121 182L120 184L122 185V187H117L115 188L116 185H114L115 182ZM123 181V182H122ZM193 181V182H192ZM203 181V182H202ZM208 181V182H207ZM212 181V182H211ZM231 183V186L229 183ZM242 181V182H240ZM82 182V183H81ZM114 182V183H113ZM198 182V183H197ZM210 182V183H209ZM235 182V183H234ZM80 183V184H79ZM89 185H88V184ZM141 183V184H140ZM185 183V184H184ZM192 183V185H191ZM194 183V184H193ZM196 183L198 186H196ZM199 183H201L199 185ZM205 183H207L206 185H204ZM213 183V184H212ZM248 183V184H247ZM250 183V184H249ZM87 184V185H86ZM92 184V185H91ZM126 184V185H125ZM211 184V185H210ZM233 184V185H232ZM244 184V185H243ZM258 184V185H257ZM81 185L83 187H81ZM86 185V186H85ZM94 185H97V186H94ZM101 185V186H100ZM228 185V186H226ZM242 185V186H241ZM251 185L253 187H251ZM257 185V187H256ZM88 186H91L90 188H88ZM103 186V188H102ZM128 186V187H127ZM131 186V187H130ZM136 186V187H135ZM189 186V187H188ZM201 188L203 187V189L201 188H198L200 187ZM207 186L208 188L206 189ZM225 186V187H224ZM232 186L234 188V191L237 189L238 191H233L232 189ZM235 186V187H234ZM262 188L260 189L259 188ZM179 187V188H178ZM216 187V188H215ZM224 187V188H223ZM229 187V188H227ZM236 187H239L241 190H239V188H236ZM248 189L249 187V190H247L246 188ZM256 187V188H255ZM83 188V189H82ZM97 188V189H96ZM121 190H120V189ZM125 188H128L127 190ZM130 188V189H129ZM138 188V189H137ZM150 188V189H149ZM154 188H157V186H154ZM221 188V189H220ZM227 188V189H226ZM236 188V189H235ZM243 188H244V191L246 189V192L243 191ZM88 189V190H86ZM90 189V190H89ZM96 189V190H94ZM100 189H102L100 191ZM141 189V190H140ZM177 189H178V192H177ZM200 189V190H199ZM217 194L216 196H214V194L212 193L213 191ZM226 189V190H224ZM258 191H257V190ZM86 192H85V191ZM100 192V194H102V196L100 194H97V192ZM140 190V191H139ZM144 190V192H143ZM151 190H152V193H151ZM193 190V191H192ZM206 190V191H205ZM207 190H209L207 192ZM226 191L225 193H223L224 191ZM230 190V191H229ZM260 190V191H259ZM262 190V191H261ZM81 191V192H80ZM95 191V192H93ZM121 191V192H120ZM126 191V192H125ZM131 191V192H130ZM139 191V192H138ZM160 191L161 194H160ZM200 191L203 193H200ZM204 191V192H203ZM251 191V192H250ZM91 192V194H90ZM98 192V193H99ZM123 192V193H122ZM150 193V195L148 196L147 193ZM180 192H183L181 194V196L179 198H177L178 200V209H176V214L174 216H172V214H170V207H166V202H165V198H170V196H175L177 193H180ZM199 192V194H198ZM222 192V193H221ZM231 195H229L228 193ZM242 192V193H240ZM253 192V193H252ZM260 192V193H259ZM81 193V194H80ZM87 193V194H86ZM89 193V194H88ZM121 193V194H120ZM146 195H144V194ZM209 193V195L207 194ZM227 193V194H226ZM234 193V195H233ZM237 193V194H236ZM250 193V195H249ZM252 193V194H251ZM79 194V195H78ZM85 196H84V195ZM154 194V196H153ZM163 194V195H162ZM168 194V195H167ZM170 194V195H169ZM196 194V195H195ZM201 194V195H200ZM206 197H205V195ZM212 194V195H210ZM219 194V195H218ZM223 194V195H222ZM236 195H239L241 196V198L244 200V202L246 201L247 202V205L250 203L251 204V200H253L252 204H251V207L248 209V206L244 205L245 203L242 201L243 204L239 203L238 201H240L239 199V196H235ZM247 194V195H245ZM255 194V195H253ZM78 195V196H77ZM90 195V196H89ZM135 195V196H134ZM160 197H159V196ZM186 195V196H185ZM193 195V196H192ZM204 195V196H202ZM228 197H227V196ZM233 195V196H232ZM243 195V196H242ZM84 196V198H83ZM91 196H93L91 198ZM97 196V198L95 197ZM101 196V197H100ZM188 196V197H187ZM198 196V197H197ZM211 196V198H210ZM218 196H222L224 202H221L222 201V198L220 199ZM253 196V198H252ZM260 196V197H259ZM82 197V198H81ZM193 197V198H191ZM197 197V198H196ZM204 199H203V198ZM209 197V198H207ZM216 197V199H215ZM238 197V198H236ZM91 198V199H90ZM95 198L97 199L95 202L94 200ZM100 198H104L103 200L100 199ZM116 198V199H115ZM185 198V199H184ZM196 198V199H195ZM206 198V199H205ZM251 198V199H250ZM260 198H262V203L260 205H262V207L259 205L260 203ZM100 201H99V200ZM106 199V201H105ZM118 199V200H117ZM159 199V200H157ZM188 199H191L188 201ZM214 199V200H212ZM218 199V200H217ZM220 199V200H219ZM232 199V200H231ZM238 199V201L236 200ZM246 199V200H245ZM257 199L258 203H256L257 201H255ZM91 200V201H90ZM92 200L95 202L92 203ZM114 200V201H113ZM130 200V201H129ZM196 200V201H195ZM203 200V202H202ZM212 200V201H211ZM236 202H235V201ZM102 201V202H101ZM116 201V202H115ZM122 201V202H121ZM151 201V202H150ZM181 201V202H180ZM219 201V202H218ZM233 201V203H232ZM240 201V202H241ZM115 204H114V203ZM120 202V203H119ZM150 202V203H149ZM156 202H159V203H156ZM162 202V203H161ZM184 202V203H183ZM192 202V203H191ZM234 202L236 204H234ZM238 202V203H237ZM96 203H98L96 205ZM102 203V204H101ZM109 203V204H107ZM118 203V205H117ZM195 203V204H194ZM210 203V204H209ZM218 203V204H217ZM221 203V204H220ZM255 203V204H254ZM91 204V205H90ZM100 204V205H99ZM114 204V206H113ZM124 204V205H123ZM126 204V205H125ZM128 204V205H127ZM140 204V205H139ZM193 204V205H192ZM222 204H226V206L228 208H231V211L235 212L234 215L236 214V216L238 218H241L242 216L246 215V213H248L247 215L251 214L252 215H260L262 212L261 215H263V218L260 220V221H257L256 223H250L249 225L246 226L247 222H243V221H246V219L244 218V220H241L240 221V227L238 226V228H234L233 227V232L232 234L230 235V233H226V230H225V222H226V219L231 218V216H228L226 215L225 212H223V208H219L222 207ZM233 204V206H232ZM239 204V205H238ZM259 205L258 207V210H257V206L256 205ZM106 205V206H105ZM109 207H108V206ZM155 205H158L159 206V210H160V213L157 212L156 208H155ZM207 207H206V206ZM214 205V206H213ZM230 205V206H229ZM241 205V207H243L241 209V207H239ZM255 205V206H254ZM97 206V207H96ZM124 206V207H122ZM140 206V207H139ZM185 208H184V207ZM195 206V207H194ZM199 206V207H197ZM218 206V208H217ZM237 206V207H235ZM255 208H254V207ZM112 207V208H111ZM115 207V208H114ZM122 207V208H121ZM128 209H126V208ZM131 207V208H130ZM194 207V208H193ZM212 207V209H211ZM247 209H246V208ZM101 208V209H100ZM114 208V209H113ZM117 208V209H116ZM119 208V209H118ZM136 208V210H135ZM255 210H254V209ZM263 208V209H262ZM90 211H94L93 213L92 212H89ZM100 209V211H99ZM123 211H120L122 210ZM141 209V210H140ZM144 211H143V210ZM166 209V210H165ZM181 209V210H180ZM189 209V210H188ZM193 209V210H192ZM205 209V210H204ZM208 209V210H207ZM234 209L236 211H234ZM261 209V210H260ZM88 210V211H87ZM115 210V211H114ZM119 210V211H118ZM135 210V211H134ZM195 210V212H194ZM239 210V211H238ZM244 210V211H243ZM248 210V211H246ZM257 210V212H256ZM260 210V211H259ZM200 211V212H199ZM213 213H212V212ZM215 211V212H214ZM221 213H220V212ZM238 211V212H237ZM255 211V212H254ZM85 212H87L85 214ZM96 212V213H95ZM116 212V213H115ZM129 212V213H128ZM144 212V213H143ZM188 214V215H186ZM201 212L204 213L201 215ZM208 212V213H207ZM210 212V214H209ZM245 212V213H244ZM261 212V213H260ZM92 213V214H91ZM140 213V215H139ZM152 213V214H151ZM207 213V214H206ZM237 213H239V215H237ZM100 214V215H99ZM109 214V215H108ZM124 214V215H123ZM206 214V215H205ZM223 214V215H222ZM231 214V212L229 213V215ZM96 215V217H95ZM97 215H98V219L100 217V221L97 218ZM103 215V216H102ZM118 215V216H117ZM128 215L129 220L127 218ZM133 215V216H132ZM186 215V216H185ZM201 215V216H200ZM204 215V217H203ZM210 215V216H209ZM214 215V216H213ZM224 215H226L224 217ZM102 216V218H101ZM104 216H106V220L104 219ZM108 216V217H107ZM126 216V217H125ZM188 216V218H187ZM194 218H193V217ZM217 216V217H215ZM228 216V217H227ZM90 217V218H89ZM93 217V218H92ZM203 217V218H202ZM92 218V220H91ZM201 218V219H200ZM83 218L79 217V220L76 218L74 219V221L71 222V224H74L72 225V228L73 230H77V225L80 223V222H85L84 220L83 221H80L82 220ZM95 219V220H94ZM110 219V220H109ZM113 221H112V220ZM145 219V220H144ZM191 219V220H190ZM196 219V220H195ZM200 219V221H199ZM214 219L215 221L217 222L216 224L213 223L214 222ZM105 222H104V221ZM120 220V221H119ZM129 220V221H128ZM142 220V221H141ZM79 221V222H78ZM94 221V222H93ZM96 221V222H95ZM195 221V222H194ZM110 222V223H109ZM130 222H132L130 224ZM137 222H139L137 224ZM263 224H262V223ZM100 224V226L98 224ZM105 223L107 224V229L105 230L104 228V225ZM116 223V224H115ZM129 223V224H127ZM152 223V224H151ZM96 224V225H95ZM142 224V226H141ZM189 224V225H188ZM196 224V226H195ZM220 224V226H219ZM92 225V226H91ZM116 225V226H114ZM125 225V226H124ZM134 225V226H133ZM149 225V226H148ZM191 225V226H190ZM204 225L206 227H204ZM94 226H96L97 228H95ZM114 226V227H113ZM130 226V227H129ZM142 228H141V227ZM145 226V227H143ZM151 226V227H150ZM180 226V227H179ZM188 226V228H187ZM189 226L191 227L190 230H189ZM219 226V227H218ZM77 229H76V228ZM102 227V228H101ZM200 227V228H199ZM201 227H202V231H201ZM100 228V229H98ZM135 228V229H134ZM137 228V229H136ZM149 228V229H148ZM155 228V230H154ZM205 228V229H204ZM210 228V229H209ZM224 228V229H223ZM119 229V231H118ZM148 229V230H147ZM152 229V231H151ZM157 229V230H156ZM169 229V230H168ZM204 229V230H203ZM218 229V230H217ZM222 229V230H221ZM240 229V230H239ZM242 229V230H241ZM247 229V230H246ZM79 230V229H78ZM109 230V231H108ZM114 230V231H113ZM189 230V231H188ZM192 230V231H191ZM209 230V231H208ZM212 230V231H211ZM216 230V231H214ZM224 230V231H223ZM92 231V232H91ZM108 231V232H107ZM114 233H113V232ZM150 231V232H149ZM157 233H156V232ZM159 231V232H158ZM177 231V232H176ZM238 231V233H237ZM107 233V237L106 236H103ZM133 232V233H132ZM138 234H137V233ZM154 232V233H153ZM195 232V233H194ZM206 232V233H205ZM209 232V233H208ZM95 233H97L95 235ZM103 233V234H101ZM108 233L110 236H108ZM211 233V234H210ZM213 233V234H212ZM216 233V234H215ZM218 233V235H217ZM120 234V235H119ZM157 234H162V235H157ZM171 234V235H170ZM191 234L193 235V237L191 236ZM197 234V235H196ZM209 236H208V235ZM223 236H222V235ZM138 235V237H137ZM154 235V236H152ZM157 235V236H156ZM165 235V236H164ZM190 235V236H189ZM224 235H225V238H227V240L224 238ZM98 236V238L96 237ZM102 236V237H101ZM114 238H112V237ZM115 236V237H114ZM197 236V237H196ZM208 236V237H207ZM220 236V237H219ZM231 236V237H230ZM106 237V238H105ZM111 237V238H110ZM119 239H118V238ZM165 240H164V238ZM174 237V238H172ZM176 237V238H175ZM212 237V238H211ZM216 237V239H215ZM249 237V238H248ZM105 238V240H104ZM122 238V239H121ZM161 238V239H160ZM172 238V239H171ZM194 238V239H193ZM198 238V239H197ZM211 238V239H210ZM218 238V239H217ZM245 238V239H244ZM247 238V239H246ZM111 239V240H110ZM121 239V240H120ZM129 239V241H128ZM134 239V241H133ZM179 239V240H178ZM186 239V240H185ZM197 239V241L195 240ZM202 239V240H200ZM95 241V244H94V241ZM101 240V241H100ZM103 240V241H102ZM114 240V241H113ZM119 240V241H118ZM136 240V241H135ZM158 240V242L161 244V245H154L153 243ZM175 240V241H174ZM192 240V241H191ZM212 240V241H211ZM224 240V241H223ZM81 241V243H80ZM105 241V242H104ZM109 241V242H108ZM111 241V243H110ZM113 241V243H112ZM131 241V243H130ZM140 241V242H139ZM163 241V242H162ZM171 241V242H170ZM173 241V242H172ZM208 241H209V244H208ZM215 241H216V244H215ZM107 242V243H106ZM122 242V243H121ZM129 242V243H128ZM143 242V243H142ZM152 245H151V243ZM176 244H175V243ZM192 242V243H191ZM196 242V243H195ZM198 242V243H197ZM203 242V243H202ZM218 242V243H217ZM220 242V243H219ZM258 242V243H257ZM54 243V244H53ZM100 243H102L104 245H99ZM105 243V244H104ZM109 243V245H108ZM119 243V244H118ZM135 243H136V246H135ZM139 243V244H138ZM192 246H191V244ZM222 243V244H221ZM227 243V244H226ZM59 244L60 242H50L49 245L54 247V249H64L65 246H63V243L60 244V247H59ZM78 244V246H77ZM98 244V245H97ZM112 244V245H111ZM118 244V245H117ZM124 244V245H123ZM126 244V245H125ZM133 244V245H132ZM138 244V245H137ZM151 246H150V245ZM174 244V245H173ZM197 244V245H196ZM202 245L199 246V245ZM56 245V247L54 246ZM95 245V246H94ZM108 245V246H107ZM123 249H121L122 251H125V254L124 252H122L120 250V247ZM143 245V246H141ZM171 245V247H170ZM191 247H190V246ZM194 245V247H193ZM222 245V246H221ZM229 245V246H228ZM260 245V246H259ZM63 246V247H62ZM84 246V247H82ZM93 246L92 250H91V247ZM98 246V247H97ZM111 246V247H110ZM134 246V247H133ZM162 246V247H161ZM197 246V249L199 248L198 252L197 249H195V247ZM214 246V247H213ZM97 247V248H96ZM101 247V248H100ZM103 247V248H102ZM109 247V248H108ZM168 247L170 248L171 251H169ZM191 249H190V248ZM222 247V248H221ZM226 247V248H225ZM246 247V248H245ZM261 247V249H260ZM77 248V249H76ZM86 248V249H85ZM99 248V250H97ZM110 248H112V250H110ZM115 248V249H114ZM119 248V249H118ZM131 248V249H130ZM135 248V249H134ZM144 248V249H143ZM151 248H153L151 250ZM157 248V249H156ZM90 251H89V250ZM93 249H94V253L93 252ZM114 249V250H113ZM133 249V250H132ZM137 249V250H136ZM155 249V250H154ZM227 249V250H226ZM260 249V250H259ZM82 250H83V253H82ZM120 250V251H119ZM143 251L142 253L139 252V251ZM154 250V252H153ZM191 250V251H190ZM97 251H99L97 253ZM110 251V252H108ZM112 251V252H111ZM114 251V252H113ZM134 251V253H133ZM178 251V252H177ZM246 251V252H245ZM89 254H88V253ZM136 252V254H135ZM149 252V254H148ZM152 252V253H151ZM204 252V253H203ZM211 252V254H210ZM73 253V254H72ZM76 253V255H75ZM108 253V254H107ZM110 253V254H109ZM113 255H112V254ZM138 253V254H137ZM139 253H141L140 256ZM159 253V254H157ZM191 253H192V256L194 255L195 256V259L193 260L191 256ZM201 253V254H200ZM86 254V255H85ZM115 254V255H114ZM135 254V256H134ZM161 254V255H160ZM178 254V255H177ZM183 254V255H182ZM205 254V255H204ZM85 255V256H84ZM90 258H87L89 257ZM107 255V256H106ZM109 255V257H108ZM112 255V256H111ZM122 255L125 257V260H124V257H122ZM146 257H144V256ZM160 255V256H159ZM176 255V257H175ZM180 255V256H179ZM201 255V256H200ZM211 255V256H210ZM87 256V257H86ZM106 256V257H105ZM114 256V257H113ZM122 258H121V257ZM130 256V257H129ZM158 256V257H156ZM185 256V257H184ZM209 256V257H208ZM29 257V256H28ZM80 257V258H79ZM105 257V258H104ZM111 257V258H110ZM121 259V261H118ZM139 258V260L137 258ZM141 257V258H140ZM179 261H178V259ZM182 257V260H180ZM244 257V258H243ZM252 257V258H251ZM75 260H74V259ZM101 258L103 260H101ZM107 258V259H106ZM110 258V259H109ZM116 258V259H115ZM130 258V259H128ZM133 258V259H132ZM134 258L135 261L137 262H133L134 261ZM143 258V260H142ZM154 258V259H153ZM160 260H159V259ZM163 258V259H162ZM185 258V260H184ZM213 260H212V259ZM249 258V259H248ZM86 261H85V260ZM109 259V260H108ZM127 259L129 260V262L127 261ZM158 259V260H156ZM170 259V260H169ZM178 263H177V261ZM192 259V260H191ZM253 259V260H252ZM83 260V263L81 262ZM98 260V261H97ZM101 260V261H99ZM109 261L108 263L106 262ZM112 260V261H111ZM116 260V261H115ZM124 260V261H123ZM132 260V261H131ZM147 260V261H146ZM151 260V263H149L148 261ZM224 260V261H223ZM249 260V261H248ZM25 261V260H24ZM85 261V262H84ZM152 261L154 263H152ZM160 261V262H161ZM181 261V262H180ZM248 261V262H247ZM7 262V263H6ZM11 262V263H10ZM8 263V260L5 261V262H1L0 264H15V263H12V261H10ZM95 262V263H94ZM100 262V263H99ZM113 262V263H111ZM118 262V263H117ZM131 262V263H130ZM190 262V263H189ZM121 263V264H122ZM18 264V263H17ZM125 264V263H124Z\"/></svg>",
  "mask_w": 264,
  "mask_h": 264
},
{
  "label": "water",
  "instance_id": "3",
  "mask_svg": "<svg viewBox=\"0 0 264 264\" xmlns=\"http://www.w3.org/2000/svg\"><path fill=\"white\" fill-rule=\"evenodd\" d=\"M53 39H56V35L53 37ZM10 45L18 48L22 52V54H24L32 62H35V60L43 58L41 54H33L27 51L23 46H21L19 43L15 42L14 40L6 39L3 41L2 45L0 46V62L2 61L4 57L7 46H10Z\"/></svg>",
  "mask_w": 264,
  "mask_h": 264
}]
</instances>
